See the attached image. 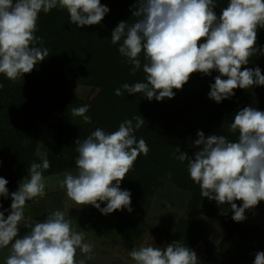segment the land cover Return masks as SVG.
I'll return each instance as SVG.
<instances>
[{"label": "clouds", "instance_id": "clouds-1", "mask_svg": "<svg viewBox=\"0 0 264 264\" xmlns=\"http://www.w3.org/2000/svg\"><path fill=\"white\" fill-rule=\"evenodd\" d=\"M216 7L214 0H136L134 21L119 22L111 43L119 44L118 52L132 65V75L143 67L145 82L124 83L115 95L143 93L149 101L171 99L173 89L181 90L192 74L210 76L213 70L219 75L208 96L217 103L234 96L237 88L264 86L259 67H243L254 55H264V49L257 47L258 30L264 28V0H229L219 16ZM57 8L66 10L70 24L78 28L100 24L110 11L101 0H0V74L16 81L49 56V50L40 46L43 37L36 32L41 12ZM89 108L83 105L71 112L91 123ZM144 123L141 115L133 116L121 122L118 130L97 127L87 138L77 139L76 170L66 172L59 181L67 198L79 207L94 206L104 215L123 209L131 213V192L120 185L137 158L150 150L135 135ZM230 130L238 133L234 141L221 134L205 137L198 131L194 156L181 152L179 146L173 155L187 161L189 176L203 198L230 205L232 219L242 222L246 210L264 201V111L244 107L234 114ZM49 168L47 158L32 162L30 178L22 179L11 193L7 217L0 211V250L7 249L4 264H86L93 259L94 246L85 242L83 231L74 230L63 211L50 212L42 222L25 216L27 202L46 195L44 172ZM7 184L0 177V197L9 196ZM100 202L106 206L102 208ZM221 211L227 214L228 209ZM21 225L27 229L23 235ZM78 251L84 258L77 259ZM129 256L135 264H200L196 252L180 241L162 247L142 244ZM253 264H264V251L255 253Z\"/></svg>", "mask_w": 264, "mask_h": 264}, {"label": "trees", "instance_id": "trees-1", "mask_svg": "<svg viewBox=\"0 0 264 264\" xmlns=\"http://www.w3.org/2000/svg\"><path fill=\"white\" fill-rule=\"evenodd\" d=\"M214 2L217 5L214 11L219 16L229 0ZM101 3L110 11L100 24L83 28L70 24L66 10L41 12L36 35L43 37L40 46L49 50V56L16 81L0 74L3 85L0 88V177L8 180L9 190L7 198L0 197V211H4L6 218L11 193L18 190L32 162L39 163L42 157L50 161L44 176L75 171L77 139L87 138L97 127L106 132L118 130L124 120L141 115L145 123L135 135L137 139L143 138L150 150L147 156L141 154L137 158L120 185L122 190L131 192L133 211L111 213L112 231L123 239L128 250L139 247L148 230L150 207L159 190L170 181L187 192L189 200L187 212L177 220L172 240L166 244L180 241L194 251L201 243L200 264H253L250 255L257 243L264 244V227L249 223V219L262 201L254 209L246 210L244 221L235 222L230 205L219 206L201 196L199 185L189 176L187 161H179L173 153L179 146L181 152L194 156L198 149L193 141L198 139V131H203L205 137L221 134L236 140L238 133L230 130L234 114L246 106L264 111V86L237 88L234 96L217 103L208 96L210 85L219 75L213 70L210 76L192 74L181 90L173 89L175 96L171 99L149 101L143 93L115 95V90L124 83L145 82L143 67L132 75V65L118 52L119 44L111 43L112 31L119 22L134 21L132 8L136 0H101ZM257 47L264 49V28L258 30ZM140 58L143 63V54ZM243 67H259L264 75V55H254ZM79 86L103 88L104 94L99 101L83 99L75 93ZM66 104L71 109L89 105L87 115L91 123L73 116L70 107L69 112L51 120V109ZM41 144L45 146L43 155L39 153ZM100 203L102 208L106 206V202ZM235 203L242 205V201ZM222 208L228 209L227 214H222ZM50 212L31 220L42 222ZM90 213L105 216L94 206L83 211L86 216ZM206 221L221 231L218 240ZM26 231L21 225L20 235Z\"/></svg>", "mask_w": 264, "mask_h": 264}, {"label": "rangeland", "instance_id": "rangeland-1", "mask_svg": "<svg viewBox=\"0 0 264 264\" xmlns=\"http://www.w3.org/2000/svg\"><path fill=\"white\" fill-rule=\"evenodd\" d=\"M75 93L83 99L88 98L92 101H99L104 94V89L79 86ZM69 107L70 105L67 104L54 106L50 112V119L57 120L60 115L69 112ZM44 152L45 146L41 144L39 153L43 155ZM66 172L45 176L46 195L43 198L27 202L25 216L33 219L36 215L46 211L61 210L65 213L66 218L72 221L74 230L83 231L85 242L94 246L93 259L87 260L86 264H135L129 256L131 250H128L124 246L123 239L112 231V215L101 216L99 213H90L89 216H86L83 211L91 205L79 207L67 198L65 190L59 187V181L63 179ZM71 172L75 171L71 170ZM24 178L30 177L26 175ZM188 200L189 195L187 192L177 187L173 182H166L150 207L147 216L148 230L140 242V246L142 244L161 246L171 241L177 220L187 212ZM249 223L264 227V201L253 212ZM206 224L213 232L214 239L218 240L221 232L219 228L211 222L206 221ZM194 251L198 258L203 257L201 243L196 245ZM257 251H264L263 242L257 243L252 250L250 255L252 263ZM6 255L7 249L0 250V264H4ZM81 258L84 257L78 251L77 259Z\"/></svg>", "mask_w": 264, "mask_h": 264}]
</instances>
